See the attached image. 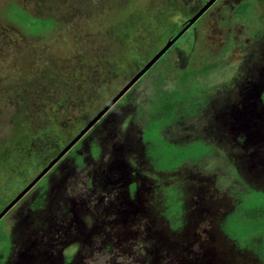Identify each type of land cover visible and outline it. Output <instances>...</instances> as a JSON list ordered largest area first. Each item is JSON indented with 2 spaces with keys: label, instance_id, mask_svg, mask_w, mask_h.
<instances>
[{
  "label": "rangeland",
  "instance_id": "374dc122",
  "mask_svg": "<svg viewBox=\"0 0 264 264\" xmlns=\"http://www.w3.org/2000/svg\"><path fill=\"white\" fill-rule=\"evenodd\" d=\"M241 1H217L199 33L196 48L201 44L200 52L220 60L222 69L193 84L191 109L149 143L143 126L152 87L137 81L64 154L46 185L3 217L10 247H0V264H264L257 251L263 233L240 243L229 231L238 195L264 194V0H254L245 23L231 19ZM14 5L52 18L53 29L44 36L25 32L10 19H20ZM203 6L199 0H0V200L10 204L20 182L32 183L35 161L55 159L63 150L58 142L63 146L77 119L87 118V106L91 115L100 112L107 72H116L108 87L119 93L130 78L122 70H137L139 49ZM189 43L176 49L183 68L192 58ZM200 52L194 50L198 67L207 61ZM161 137L189 144L187 150L200 141L210 150L196 152L195 160L203 157L196 164L164 171L149 152L151 145L159 149ZM169 189L179 193L177 207L168 202Z\"/></svg>",
  "mask_w": 264,
  "mask_h": 264
},
{
  "label": "trees",
  "instance_id": "16d2710c",
  "mask_svg": "<svg viewBox=\"0 0 264 264\" xmlns=\"http://www.w3.org/2000/svg\"><path fill=\"white\" fill-rule=\"evenodd\" d=\"M210 0H199V3H203L204 6L209 2ZM220 1V0H218ZM254 0H243L237 4L234 9L231 11V19L241 18L243 19L244 23L247 21L246 19L251 18V6L254 4ZM217 2H215L191 27L188 29L187 26L189 25V20L187 22H184L180 28H177L174 32H168L165 33L162 37H160V40L157 43H151L150 45L143 46V48L139 49V54L137 57L139 58H133V66L137 70L133 71L132 69H124V73L129 72L126 76V78H129V81L127 84H129L133 78L144 69V67L152 61V59L166 46V44L174 40L177 36L181 34L182 31L183 34L179 36V38L174 42L172 47H170L152 66L151 68L138 80V81H148L151 88V92L147 98V104H146V111L144 114V133L146 135V138H148L147 141L149 143L151 142L150 138L152 136H164V127L172 122L183 113V110L191 109V105L194 102V97L196 95V91L194 88V83L198 81L202 84L203 81H205L207 76L211 73L216 72L217 70H221V61L217 60L213 55L208 54L207 51L200 52L202 50L201 44L196 48V42L198 39H200L199 33L202 31V28L204 27L205 21L208 19V16L213 12V9L215 8ZM13 7H17L18 11L20 12V19L16 20L13 18H10L15 23L19 24L25 29V32L29 33L30 35L35 36H44L48 32H50L55 22L52 18L48 19H39L32 17L25 11H23L18 6L14 5ZM199 12V11H198ZM197 12V13H198ZM196 13V14H197ZM195 14V15H196ZM194 15V16H195ZM192 16V18L194 17ZM191 18V19H192ZM249 26V24H248ZM178 27V26H177ZM192 40V42L190 41ZM189 41V55L192 56L191 60H187V68L180 67L178 62V56L176 54V49L181 47V44L183 42ZM161 42V43H160ZM160 43V45H158ZM145 47H151L149 53L145 52ZM232 47V46H231ZM195 54L202 53L203 56L207 58V61L202 66H196L194 61H196ZM146 55V57H144ZM207 55L209 57H207ZM218 56V55H217ZM213 57V59H212ZM209 59V60H208ZM212 59V60H211ZM191 61V62H190ZM127 70V71H126ZM114 71L107 72L104 75V78L101 80L103 88H107L105 92L108 93V98H106L101 107V109L98 111H102L105 107V105L109 104L115 96H117V92H111V88L108 87V81H110V78L112 76H115ZM125 76V75H124ZM203 80V81H202ZM202 81V82H201ZM87 86V83H85ZM85 86V85H84ZM92 86V85H91ZM97 91H101V88H97ZM264 97V96H263ZM25 99V98H24ZM124 101V96L120 99V102ZM104 107V108H103ZM87 109V118L81 117V119H77L76 126L73 128V132L69 138H67L66 143L62 146V142L59 141L60 147L63 149L68 146L81 132V128L85 126L87 123H90L98 114H92L88 112V109L90 107H86ZM90 111V110H89ZM49 116V112H47ZM4 118L7 120V116L5 115ZM53 117H50V120H52ZM54 125H57V121H55ZM161 137V138H162ZM61 140V139H60ZM80 139L69 151L73 152L79 145H80ZM160 142L159 149L157 151L161 152L160 157H158V152L154 151V146L151 145L153 148L149 152L155 155V158L159 160V169L161 170H169L175 167H183L184 165L188 164L189 161L195 160V153L200 152L202 150L209 149L210 147L206 146L204 143L200 141H195V144L190 148V150H187L185 146L189 144H182L181 146L179 144H172L169 143L167 140L162 138V141ZM61 148V149H62ZM156 150V149H155ZM62 151V150H61ZM98 150H96L97 152ZM209 153V152H208ZM204 156V155H202ZM57 155L54 154L53 158H56ZM200 158L201 160L203 157L199 156L197 159ZM54 160V159H53ZM199 160H195L193 163L196 164ZM52 162V161H51ZM49 165V164H48ZM47 163L44 165L42 160H37L33 163L34 167V179H36L41 172L48 166ZM169 168V169H168ZM31 169V171L33 170ZM44 177V176H43ZM42 177V178H43ZM41 178L40 182L37 184V186H43L46 185L47 179L44 177ZM24 181V183H23ZM18 184L17 190L13 192L12 197H15L20 192H22L27 186H29L28 181H31L30 178H27L26 180H23ZM11 181H9L8 184H10ZM169 191H171L169 189ZM170 193L174 194L171 197H169L168 202L171 204L170 206L177 207L178 204H180L179 201H177V194H179L177 191L174 190ZM239 196V203L237 204V207L235 209V213L232 216V219L230 221V229L231 232V238L235 239L236 241H239L240 243H244V239L248 238L249 240L256 236L263 233L264 235V194L258 193L256 191L250 190L247 193H240ZM5 196L0 200V209L4 208L8 205L7 200H4ZM11 200V199H10ZM176 200V201H174ZM10 202V201H9ZM229 224V223H228ZM5 218L0 220V247L3 248V250H8L10 247V235L6 233L5 231ZM238 226H241L242 228H239ZM240 237V238H239ZM259 253V257L261 260L264 261V245L258 246L257 249Z\"/></svg>",
  "mask_w": 264,
  "mask_h": 264
},
{
  "label": "water",
  "instance_id": "95a60500",
  "mask_svg": "<svg viewBox=\"0 0 264 264\" xmlns=\"http://www.w3.org/2000/svg\"><path fill=\"white\" fill-rule=\"evenodd\" d=\"M218 0H210L192 19L189 20V25L186 29L191 27L215 2ZM185 29V30H186ZM184 30V31H185ZM181 34H183V32ZM181 34L179 36H181ZM177 36L174 40L169 41L166 46L150 61L143 70H141L133 80L127 84L118 95L78 134V136L66 146L57 157L41 172V174L32 181L5 209L0 213V220L34 187V185L41 180L43 176L66 154L85 134L92 128L126 93L127 91L151 68V66L174 44L179 38Z\"/></svg>",
  "mask_w": 264,
  "mask_h": 264
},
{
  "label": "flooded vegetation",
  "instance_id": "af4514ba",
  "mask_svg": "<svg viewBox=\"0 0 264 264\" xmlns=\"http://www.w3.org/2000/svg\"><path fill=\"white\" fill-rule=\"evenodd\" d=\"M203 7H204V6H203ZM203 7H202V8H203ZM103 117H104V116H103ZM103 117H102V118H103ZM102 118H101V119H102ZM101 119H100L95 125H97L98 123H100ZM93 128H94V127H93ZM59 161H60V160H59ZM59 161H58V163H57L55 166H53V167H52V168L46 173V175L44 176V177H46L47 182H48V180H49L48 178H50L51 174H53L52 171H54V170L56 169L57 165L59 164ZM48 175H49V176H48ZM47 176H48V178H47ZM44 177H43V178H44ZM43 178H42V179H43ZM39 182H40V181H38V182L34 185L33 188H35V187H38V188L42 187V185H41V186H37V184H38ZM33 188H32L31 190H33ZM31 190H30L29 192H31ZM29 192H28V193H29ZM20 193H21V192H20ZM20 193H19V194H20ZM28 193H27V194H28ZM27 194H26V195H27ZM26 195H25V196H26ZM25 196H24V197H25ZM24 197H23V198H24ZM23 198H22V199H23ZM22 199H21V200H22Z\"/></svg>",
  "mask_w": 264,
  "mask_h": 264
},
{
  "label": "clouds",
  "instance_id": "9594fccd",
  "mask_svg": "<svg viewBox=\"0 0 264 264\" xmlns=\"http://www.w3.org/2000/svg\"><path fill=\"white\" fill-rule=\"evenodd\" d=\"M57 163H58V162H57ZM57 163H56V164H57ZM54 166H55V165H54Z\"/></svg>",
  "mask_w": 264,
  "mask_h": 264
}]
</instances>
